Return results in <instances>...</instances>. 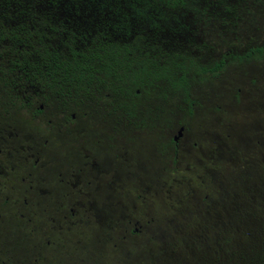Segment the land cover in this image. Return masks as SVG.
<instances>
[{
	"label": "rangeland",
	"instance_id": "1",
	"mask_svg": "<svg viewBox=\"0 0 264 264\" xmlns=\"http://www.w3.org/2000/svg\"><path fill=\"white\" fill-rule=\"evenodd\" d=\"M216 12L191 52L200 66L226 65L214 77L188 69L191 102L161 83L138 91L132 123L104 93L59 102L57 119L48 106L36 140L43 182L26 206L9 204L0 229L9 264H183L190 255L180 250L212 244L230 231L231 213L245 217L247 201H264V53L229 57L264 46V0H241L231 17Z\"/></svg>",
	"mask_w": 264,
	"mask_h": 264
},
{
	"label": "trees",
	"instance_id": "2",
	"mask_svg": "<svg viewBox=\"0 0 264 264\" xmlns=\"http://www.w3.org/2000/svg\"><path fill=\"white\" fill-rule=\"evenodd\" d=\"M240 2L0 0V10L9 18L11 40L27 44L33 37L37 56L24 59L21 68L33 73L40 68L46 85L58 83L74 96L104 93L102 103L132 123L147 87L165 83L191 102L188 69L196 78L224 70L225 58L200 66L191 51L198 48L197 31L204 20L217 9L231 17ZM263 53L260 46L229 57L240 63L259 60ZM244 207L247 215L238 219L236 211L231 213L235 218L224 221L230 231L219 232L212 244L195 240L194 250H180L190 255L183 264H264V201L250 199Z\"/></svg>",
	"mask_w": 264,
	"mask_h": 264
},
{
	"label": "flooded vegetation",
	"instance_id": "3",
	"mask_svg": "<svg viewBox=\"0 0 264 264\" xmlns=\"http://www.w3.org/2000/svg\"><path fill=\"white\" fill-rule=\"evenodd\" d=\"M4 14L0 10V229L8 228L11 215L5 209L9 204L22 202L26 206L31 195L29 191L43 182L45 157L42 155L41 141L36 144V140L41 138L43 115L48 106L54 105L50 116L57 119L58 103L63 109L64 106L69 107L74 98L72 91L68 92L58 83L46 85L40 68L35 73L21 68L20 63L24 59L37 56L32 50L33 37L28 39L27 44H21V40H11L10 21L2 17ZM46 93L51 100H48ZM73 120L74 115H71L64 125L68 126ZM48 124L51 125V122L48 121ZM26 127L31 130L28 138L23 135ZM57 127V124L52 126L53 134L58 133ZM180 130L173 143L182 136L183 128ZM8 247L7 244H0V264L15 261Z\"/></svg>",
	"mask_w": 264,
	"mask_h": 264
},
{
	"label": "water",
	"instance_id": "4",
	"mask_svg": "<svg viewBox=\"0 0 264 264\" xmlns=\"http://www.w3.org/2000/svg\"><path fill=\"white\" fill-rule=\"evenodd\" d=\"M181 131V130H180Z\"/></svg>",
	"mask_w": 264,
	"mask_h": 264
}]
</instances>
